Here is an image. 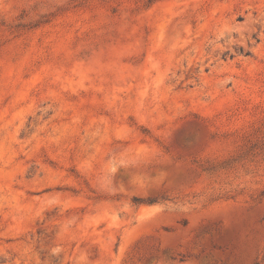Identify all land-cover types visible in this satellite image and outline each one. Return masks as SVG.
Masks as SVG:
<instances>
[{
    "label": "rangeland",
    "instance_id": "1",
    "mask_svg": "<svg viewBox=\"0 0 264 264\" xmlns=\"http://www.w3.org/2000/svg\"><path fill=\"white\" fill-rule=\"evenodd\" d=\"M0 264H264V0H0Z\"/></svg>",
    "mask_w": 264,
    "mask_h": 264
},
{
    "label": "trees",
    "instance_id": "2",
    "mask_svg": "<svg viewBox=\"0 0 264 264\" xmlns=\"http://www.w3.org/2000/svg\"><path fill=\"white\" fill-rule=\"evenodd\" d=\"M248 54V53H247Z\"/></svg>",
    "mask_w": 264,
    "mask_h": 264
}]
</instances>
